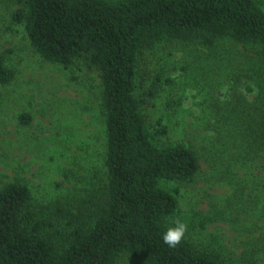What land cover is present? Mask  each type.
<instances>
[{
  "label": "trees",
  "instance_id": "trees-1",
  "mask_svg": "<svg viewBox=\"0 0 264 264\" xmlns=\"http://www.w3.org/2000/svg\"><path fill=\"white\" fill-rule=\"evenodd\" d=\"M21 1L23 7L13 12V18L25 24L33 48L44 59L68 66L85 55L100 73L106 178L93 180V186L87 188L89 206L79 216L54 212L35 202L24 183L4 185L0 189V264H115L122 254L145 264H222L218 254L196 250L186 237L175 248L162 240L179 200L177 190H169L161 182L191 180L201 162L196 150L185 143H157L158 136L161 139L168 133V126L159 119L156 132L148 127L139 95V61L145 49L163 40L200 38L212 45L216 39L230 38L251 50L246 64L262 71L264 9L259 2ZM247 70L256 72L245 67L243 76ZM236 72L238 66L232 71ZM13 77L0 56V83ZM263 82L260 78L256 83L260 100L264 98ZM157 92L151 90L148 98ZM236 100L242 101L240 94ZM226 106L213 99L209 108L217 119L216 130L223 125L237 135L233 156L264 160V112L255 109L251 113L240 104ZM203 118L207 120L206 115ZM245 145L243 152L237 150ZM256 184V195L249 192L255 200L248 194L252 204L264 198V180L254 181ZM246 188L240 184L241 196Z\"/></svg>",
  "mask_w": 264,
  "mask_h": 264
},
{
  "label": "rangeland",
  "instance_id": "rangeland-1",
  "mask_svg": "<svg viewBox=\"0 0 264 264\" xmlns=\"http://www.w3.org/2000/svg\"><path fill=\"white\" fill-rule=\"evenodd\" d=\"M257 1L264 9V0ZM22 7L21 0H0V56L14 72L13 79L0 83V189L24 183L35 202L79 216L89 206L87 188L106 178L100 73L85 55L68 66L44 59L25 24L13 18ZM250 51L230 38L212 45L177 38L145 49L139 61V95L148 127L156 132L159 119L168 126L157 143H185L201 162L191 180L161 182L176 189L179 200L168 224L176 218L185 221L187 241L198 251L218 254L222 264H264V198L257 204L248 201L250 191L257 193L254 181L264 180V160L233 156L237 135L221 123L216 130L209 108L214 99L226 109V104H240L251 113L264 112L256 87L264 70L246 64ZM245 67L256 72L247 70L243 76ZM151 90L158 92L150 99ZM239 94L242 101L236 100ZM240 184L247 187L244 196L237 190ZM115 264L145 263L122 254Z\"/></svg>",
  "mask_w": 264,
  "mask_h": 264
},
{
  "label": "clouds",
  "instance_id": "clouds-1",
  "mask_svg": "<svg viewBox=\"0 0 264 264\" xmlns=\"http://www.w3.org/2000/svg\"><path fill=\"white\" fill-rule=\"evenodd\" d=\"M188 231V225L180 218L173 221V225L167 227L162 235V240L170 248H175L181 244Z\"/></svg>",
  "mask_w": 264,
  "mask_h": 264
}]
</instances>
